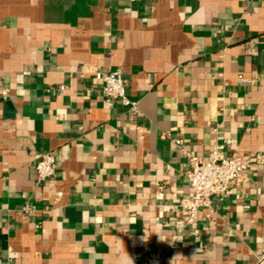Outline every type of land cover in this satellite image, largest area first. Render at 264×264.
I'll return each instance as SVG.
<instances>
[{
	"label": "crops",
	"instance_id": "1",
	"mask_svg": "<svg viewBox=\"0 0 264 264\" xmlns=\"http://www.w3.org/2000/svg\"><path fill=\"white\" fill-rule=\"evenodd\" d=\"M97 68L122 70L138 112ZM0 98L15 108L0 100V264L256 263L264 0H0ZM215 142L262 157L194 234L178 207L188 153ZM45 152L57 168L38 184Z\"/></svg>",
	"mask_w": 264,
	"mask_h": 264
},
{
	"label": "built area",
	"instance_id": "2",
	"mask_svg": "<svg viewBox=\"0 0 264 264\" xmlns=\"http://www.w3.org/2000/svg\"><path fill=\"white\" fill-rule=\"evenodd\" d=\"M134 1V0H130ZM96 77L101 82V89L110 101H121L131 112H138V103L126 93V80L123 78L120 68L104 71L97 68ZM240 83H251L242 75L238 76ZM173 142L178 147L183 146L181 138H174ZM189 168L186 171V178L191 194L183 196L178 204L181 212L186 216L185 224L191 226L194 234L199 233L198 213L201 208H207V217L213 213L212 199L222 196L230 189L232 184L238 180L250 167L252 159L261 158V153L248 152L245 154L225 155L220 143L215 142L209 156L204 159L188 153ZM57 168V160L53 152H45L40 155L38 162L34 166L36 180L38 184L51 178ZM23 210L29 211V206L25 205ZM255 264H264V249L258 255Z\"/></svg>",
	"mask_w": 264,
	"mask_h": 264
},
{
	"label": "water",
	"instance_id": "3",
	"mask_svg": "<svg viewBox=\"0 0 264 264\" xmlns=\"http://www.w3.org/2000/svg\"><path fill=\"white\" fill-rule=\"evenodd\" d=\"M0 100L5 102V106H6L7 110H8V117H12L13 113L15 112V108H14L12 102L9 99L5 100L3 98H0Z\"/></svg>",
	"mask_w": 264,
	"mask_h": 264
}]
</instances>
